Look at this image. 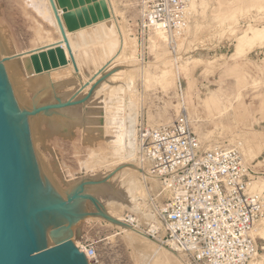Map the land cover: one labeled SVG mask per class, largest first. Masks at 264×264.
I'll return each mask as SVG.
<instances>
[{
	"label": "rangeland",
	"instance_id": "rangeland-1",
	"mask_svg": "<svg viewBox=\"0 0 264 264\" xmlns=\"http://www.w3.org/2000/svg\"><path fill=\"white\" fill-rule=\"evenodd\" d=\"M67 1L68 14L73 26L70 38L73 39L72 43L80 60L84 62L83 77L77 75L75 77L72 74L70 75L73 77L72 80L62 84H55L58 82L56 79H49L46 94L34 101L33 95L36 91L41 93L43 89L32 90L28 84L29 80L34 76L42 78L47 76L52 79L56 75L49 76L52 68L36 72L30 56L38 52L29 53L27 50L42 45L49 39L46 34L35 35L38 26L48 31V35L54 39L57 35L47 22L40 20L24 4L23 0H0L2 51L0 62L3 64L10 62L12 68L16 67L14 69L18 90L25 99L20 110L28 113L27 124L39 117L37 120L39 129L37 127L36 130L39 132L36 133L41 139L36 133L34 138L38 139L29 138L39 179L49 192L61 199H66L69 194L79 190H82L81 194L92 196L86 189L88 180L98 178L95 175L102 171L103 161H106V157L119 141L126 149L136 147V128L139 124L156 127L169 123L183 108L190 114L188 115L193 130L202 142L237 146L245 162L254 172L251 179L257 176L264 179V0H195V2L191 0L188 23L176 39V53L171 52L161 40L158 47L152 46L149 37L154 31L141 27L138 0H109L110 5L107 0H102L104 4L100 3L101 5L95 4L100 0ZM110 9L113 10V19L106 22V26L110 25L114 29L111 37L116 40L115 44H112V47H103L100 39L87 38L80 41L77 31L90 28V25L105 19L102 17L107 15L110 17ZM115 25L125 38V42L133 44L131 46L135 50L133 60H128L131 48L129 49L130 45H127L124 47L122 58L110 64L120 39ZM35 62L40 65L43 59L37 56ZM61 66L59 64L57 68ZM96 69L99 71L97 74ZM61 70L62 68L59 69ZM144 70L149 71L148 77L143 75ZM114 72L118 74L114 75ZM85 83L88 85L87 88L77 93L78 87ZM73 94L75 95L73 98L80 102L78 106L72 108V113L83 115L84 119H90L87 114H90L95 104L103 101L102 105H109L112 115L110 127H107L111 130L107 129V132H111L107 137L104 135L101 136L103 138L94 140L92 132L85 130L87 126L85 120H82V126L77 124L71 126L69 132L66 128H52L46 118L59 113L61 109L36 110L44 105L72 100ZM130 99L131 105H129L131 102H128ZM86 106L93 107L86 110ZM45 110L47 114L43 113ZM130 127L132 132L128 131L131 133L126 131ZM125 131L126 135L123 134ZM111 136L113 137L110 138ZM131 142L135 144L131 145ZM133 149L135 155L140 154L137 147ZM104 150L105 152H102ZM100 155L102 158H98ZM143 161L144 169L150 175L148 162L144 156ZM91 162L94 168L83 173L84 165H90ZM146 182L147 194L144 198H139L145 205L143 210L135 211L123 207L119 212L122 216L124 213H132L138 217L137 229L141 234L145 233L143 227L146 225L151 226L150 228H158L160 225L156 216V207L162 200V196L159 195L160 184L155 177L148 178ZM249 190L260 194L264 203V191H255L251 185ZM103 197V203L117 207V202L110 196ZM76 200L69 209L72 214L68 212L74 219L54 217L45 225L47 245L56 242L48 236L49 231L65 227V231L71 232V236L67 237L72 242L80 245L87 240L94 244L97 264H192L184 253L175 250V253H169L158 249L141 238L138 233L122 232L103 219H85L86 215L83 214L90 209L88 200L80 196ZM56 221L59 224H54ZM252 231L259 247L257 255L251 260L254 262L262 260L261 256L264 255V215L254 225Z\"/></svg>",
	"mask_w": 264,
	"mask_h": 264
},
{
	"label": "built area",
	"instance_id": "built-area-1",
	"mask_svg": "<svg viewBox=\"0 0 264 264\" xmlns=\"http://www.w3.org/2000/svg\"><path fill=\"white\" fill-rule=\"evenodd\" d=\"M190 4L191 0H138L141 27L160 30L176 53ZM136 142L162 196L156 207L160 225H146L145 233L184 253L192 264H250L259 250L252 229L264 215V203L260 194L249 190L254 172L239 148L202 142L185 109L166 124H139ZM137 218L123 214L130 225L138 224ZM76 247L89 264L98 263L93 243L85 240Z\"/></svg>",
	"mask_w": 264,
	"mask_h": 264
},
{
	"label": "bare ground",
	"instance_id": "bare-ground-1",
	"mask_svg": "<svg viewBox=\"0 0 264 264\" xmlns=\"http://www.w3.org/2000/svg\"><path fill=\"white\" fill-rule=\"evenodd\" d=\"M23 1H24V4L28 8H30L31 11H33V13L38 18H40V20H43V21L47 22L52 27L53 31L57 35V37L54 39V38L50 37V35H48V31H44L40 26H38L36 28V30H35V35L36 36H41L43 34L44 35L46 34L45 36H47L49 39L46 40L45 43H43L42 45H38V46H35V47L31 48L30 50H27V51H29V53L30 52H32V53H35V52L37 53L38 52V54H34V55L30 56L32 58V60H34L35 57L40 56L41 52H44L42 49L47 50V51L48 50H53L54 52L59 50L63 54L64 59H65L64 64L58 63L56 66H51L50 67L52 69H51V71H49V76L52 77L53 74H54V75H56V77L54 76V78L51 79L50 77L47 78V76H45V78H42V77L33 75L34 77H32L29 80L28 84L30 85L32 90H37L38 88L43 89V91L41 93H38L36 91V93L33 95L34 101H36L38 97L43 96L44 94H46L47 87L49 86V85H47L48 84L47 81L49 79L50 80L56 79L58 82H56L55 84H62V83H65V82L69 83L72 80V78H73V77L70 76L72 74L75 77H76V75L80 76V77H83L82 71L85 69V66H84V62H82L80 60V57L78 55L77 50L73 46V43H72L73 39L71 40V38H70V32H71L70 30L73 28V26H72V23H71V20L69 18V14H68L69 2L67 0H53L54 3H55L56 9H57V11L59 13V16H60L64 31H65V34H66V38H67L68 45H69V48H70V51H71V54H72V58L69 55V51H68L65 43L63 42V39H62V36H61V32H60V29H59L55 14H54L53 9L51 7L50 1L49 0H23ZM96 1H98V0H95V2ZM101 1L102 0L98 1L95 4L101 5L100 4V3H102ZM107 1H108V4L110 5V1L109 0H107ZM192 2H195V0H192ZM102 4H104V3H102ZM98 7H100V6H98ZM107 8L108 7H106V9ZM98 9H100V8H98ZM110 11H111L110 17H107L108 15L105 13V15H107L106 17L108 19H106V17H102V18H105V19H103L101 21H98L94 25H90L91 26L90 28L87 27L85 29H83V28L80 29L82 31L78 30L77 31L78 39L80 41H85L87 38L100 39L102 41L101 45L103 47H112L111 45L112 44L114 45L115 42H116V40H114L111 37L113 32H114V29L112 27H110V25L106 26V22H108L109 20L113 19V10L110 9ZM103 12H106V11H103ZM67 16H68V19H67ZM101 16H102V14L100 13V17ZM111 25H113V23ZM115 26H116V30H117V32L119 34L120 39L118 40L117 50H116L114 56L112 57V59H111L112 61L110 62V64L111 63L114 64L117 59L122 58L123 53H124V47L127 46V45H130V47L128 46L129 49L131 48L130 49L131 53L128 52V53H130V55L128 57V60H130V59L133 60L135 58L134 57L135 50L133 49V47H131L133 44H127L125 42V38H123V36L121 35V32H120L119 28L117 27V25H115ZM153 31H154V34L149 37L150 41L152 43V46H157L159 44V40L165 42V35L160 30L154 29ZM78 39H77V41H79ZM255 40H257V39H255ZM242 45H245V44H242ZM162 47H164V46H162ZM240 51H241V49L239 50V52ZM1 52L2 51L0 50V54H1ZM26 55H29V54L26 53ZM24 57H21V58H24ZM27 57H29V56H27ZM166 59H168V58H166ZM9 63H6V64L1 63V64H2V66H3L4 70H5V73L7 75V78H8L10 87H11V92H12V95H13V98H14V101H15V104H16V107L18 109H21L22 103H24L25 99H24V97H22L20 95L19 90H18V81H17L16 71H15L16 69H14L16 67L14 66L12 68V66L9 65ZM11 63H13V62H11ZM33 63H34V61H33ZM59 64L62 65V66L57 68V66ZM7 65H9V66H7ZM34 66H35V64H34ZM54 67H56V68H54ZM60 68H62L61 71H59ZM9 69L11 70L10 72H9ZM53 71H54V73H52ZM55 71H57V72H55ZM164 71H166V70H164ZM95 72L97 74L99 71H97V69H96ZM118 72H120V70ZM143 73H144L143 74L144 76L145 75H146V77L149 76V71L148 70H144ZM115 74H118V73L114 72V75ZM94 76L95 75H93V77ZM88 84H89V82H88ZM81 85L78 87V89L76 91L77 93L79 91H81V92L84 91L85 87L87 88V86H88V85H86V83L85 84H81ZM44 86L46 88H44ZM74 94H76V93H74ZM74 94L71 95V99L75 96ZM64 102H66V101H64ZM69 102L70 103L68 105H64V106L58 107L59 109H61V111L59 113H55L53 116L51 115V116H48V118H46L48 120V124L50 123L52 128H59V129H65L66 128L67 132H69L70 131L69 129H70L71 126H73L74 124L82 126V123H83L82 120L83 121L85 120L86 125H87L85 130L87 132L88 131L92 132L94 140L95 139H99L101 136H104V135H105V137H107V134H109L111 132V131L107 132V129H109L107 126H109V123L111 122V115H112V111L108 108L109 105H102L101 103H103V101L102 102L99 101L101 103L95 104L94 108H92L93 106L92 107L90 106L92 108V110H90V114H87V115H89L88 118H90V119H87V118L84 119L83 115L80 116V115H76V114L72 113V108L75 107V106H78L77 104H79V102L76 101V99H74V98L72 100H70ZM128 102H131V99ZM107 104H108V102H107ZM131 104H132V102L129 103V105H131ZM184 105H185V103H184ZM91 108H88V106H86V110L87 109H91ZM120 110H122V109H120ZM186 112H187V110H186ZM43 113L47 114V111L45 110V111H43ZM124 114H127V113H124ZM38 119H39V117H37L35 120L29 121V123L27 124V125H29L28 131H29V137H31V139L34 138V134L37 132L36 131L37 127L39 129V125H37V124H39V122L37 121ZM44 120H45V118H44ZM117 120H119V119H117ZM132 120H133V117H132ZM41 121H43V120H41ZM115 122H116V120H115ZM130 122H132V121L130 120ZM112 125L114 126V124H112ZM118 126H121V125L118 124ZM117 128H121V127H117ZM59 129H57V130H59ZM109 130H111V129H109ZM120 130L121 129H119V131ZM128 130H131V132H132V128L131 127H130V129L127 128V130H126L127 132L131 133ZM40 131H41V129H40ZM126 131L123 134H125ZM41 132H40V134L43 135V133H41ZM120 132H122V130ZM133 132L135 133V131H133ZM37 135L40 137L39 134H37ZM116 135H115V137H117ZM113 136H111L110 138H112ZM124 137H127V136H124ZM35 138L38 139L37 137H35ZM35 138H34V140H35ZM101 138H103V137H101ZM128 138L129 137H127V139ZM40 139H41V137H40ZM108 139H109V137H108ZM132 139H131V141H132ZM117 141H115V142H117ZM125 141H127V140H125ZM29 142H30V138H29ZM33 143H34V141H33ZM132 143L133 142H131V145H132ZM133 144H135V143H133ZM31 146H32V144H31ZM127 146L129 147L130 145H127ZM136 147H137V151H138V146H136ZM136 147H129V149L128 148L126 149L125 145L121 144V142L119 141V144H117L116 147H114L113 149L111 148L112 151H111L110 154L108 153L109 156L106 157L107 158L106 161H103L104 163H103V165L101 167V168H103L102 171H99L95 175L98 178L95 179V177L94 178L91 177L92 180L89 179L90 181L88 180V184L87 185H86V182H84L85 185L87 186L86 189H88L92 193V196H91V195H87L85 193L81 194L82 190L78 191L79 192L78 194H80L79 195L80 197H83V198L88 200L87 203H88L90 209H88V211H86V213H85L86 218L85 219H89V218L103 219L107 223L111 224L112 226L118 227L122 232H126L128 234L132 233V232L138 233L141 236V238H143L144 240L152 243L158 249H161V250L169 252V253H175V251H174V249L172 247H167L164 243L159 241L160 239L158 240V238H151V237H149L147 234H145L143 232H142L143 234H141L139 232V230L137 229V225L138 224L130 225V224L125 223L123 221V216L119 213L122 210L123 207L130 208V210L133 209L135 211L136 210L137 211L143 210V206H145V205L139 200V198L140 197L144 198L146 196V194H147V188H146L147 182H146V180L148 178H150V179L154 178V177H151L150 175H148L147 172L144 169L143 155L141 153L135 155V153L133 152L134 151L133 148L136 149ZM31 148H33V147H31ZM243 150H246V149H243ZM31 152H33V151L31 150ZM102 152H105V150L102 151ZM102 152H100L101 155H102ZM33 155L34 154L32 153V156ZM101 155L98 158H102ZM106 155H107V153H106ZM137 155H138V157H137ZM96 156H98V155H96ZM96 156H94V157H96ZM33 160L35 162V166H36V170H37V174H38L39 171H38V168H37V165H36V160H35L34 156H33ZM98 162L101 163V161H98ZM91 163H90V165H84L83 173H86L89 170L91 171L94 168L92 166L94 164L93 163L91 164ZM37 176H38L37 177L38 178V182L40 184L39 193L41 195L53 196V194L51 192H49L47 190V188L44 186V184L41 182L42 180L39 179L40 175L38 174ZM84 176H85V174H84ZM137 176H139V178ZM250 185H251V188L253 190H255V191H259V192L264 191V179L261 178V176H257L256 178L252 179ZM103 196H106V197L110 196L113 201L117 202V207L116 208H118L119 211H117V209L115 207H113V205H110V204H108L106 202L103 203L104 202L102 200V198H104ZM76 199L66 203V205L62 208V212L61 213H55V217H59V218L63 217L65 219L71 220V218H73V217H70L68 215V212H70L69 209L74 204V202L77 201ZM149 219H151V218H149ZM64 229H66V228L65 227H58V228H55V229H51L49 231L48 236L51 237L56 242L59 241V240L68 238L67 236H71V232L70 231L67 232ZM253 229H254V227H253ZM252 233H254V231H252ZM73 243H74L75 246H79L77 243H75V242H73ZM261 258H262V260L258 259V260L254 261V262L252 261L251 264H264V255H262Z\"/></svg>",
	"mask_w": 264,
	"mask_h": 264
},
{
	"label": "water",
	"instance_id": "water-1",
	"mask_svg": "<svg viewBox=\"0 0 264 264\" xmlns=\"http://www.w3.org/2000/svg\"><path fill=\"white\" fill-rule=\"evenodd\" d=\"M49 1L72 58L55 3ZM40 57L43 59L40 65L35 62L37 57L33 60L36 72L65 62L59 50L41 52ZM69 101L44 105L36 110L58 108L68 105ZM27 114L16 107L0 63V264H89L70 238L50 246L46 244L45 225L79 194L73 192L66 199H61L39 193L40 184L25 119ZM54 224L59 223L56 221Z\"/></svg>",
	"mask_w": 264,
	"mask_h": 264
},
{
	"label": "crops",
	"instance_id": "crops-1",
	"mask_svg": "<svg viewBox=\"0 0 264 264\" xmlns=\"http://www.w3.org/2000/svg\"><path fill=\"white\" fill-rule=\"evenodd\" d=\"M253 171V170H252ZM255 241H256V239H255ZM256 244H257V242H256ZM258 246V245H257ZM259 248V247H258Z\"/></svg>",
	"mask_w": 264,
	"mask_h": 264
}]
</instances>
